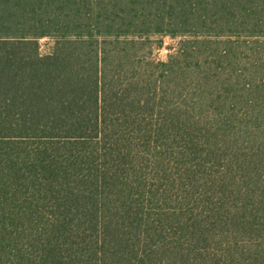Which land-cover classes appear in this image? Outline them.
Returning <instances> with one entry per match:
<instances>
[{"label": "trees", "instance_id": "obj_1", "mask_svg": "<svg viewBox=\"0 0 264 264\" xmlns=\"http://www.w3.org/2000/svg\"><path fill=\"white\" fill-rule=\"evenodd\" d=\"M0 264H264V0H0Z\"/></svg>", "mask_w": 264, "mask_h": 264}, {"label": "rangeland", "instance_id": "obj_2", "mask_svg": "<svg viewBox=\"0 0 264 264\" xmlns=\"http://www.w3.org/2000/svg\"><path fill=\"white\" fill-rule=\"evenodd\" d=\"M183 38L171 36L151 37L140 53L141 59L144 61H153L155 63L166 62L168 58L174 55L179 48V44ZM52 41L49 39H41L39 41V52L42 55L48 54L52 48Z\"/></svg>", "mask_w": 264, "mask_h": 264}]
</instances>
